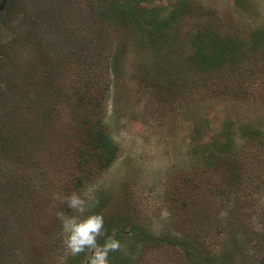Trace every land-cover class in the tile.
<instances>
[{
	"label": "rangeland",
	"instance_id": "1",
	"mask_svg": "<svg viewBox=\"0 0 264 264\" xmlns=\"http://www.w3.org/2000/svg\"><path fill=\"white\" fill-rule=\"evenodd\" d=\"M57 212L101 214L109 264H264V0H0V264H87Z\"/></svg>",
	"mask_w": 264,
	"mask_h": 264
},
{
	"label": "clouds",
	"instance_id": "2",
	"mask_svg": "<svg viewBox=\"0 0 264 264\" xmlns=\"http://www.w3.org/2000/svg\"><path fill=\"white\" fill-rule=\"evenodd\" d=\"M67 204L68 209L84 213L85 200L76 192L59 197ZM61 219L62 231L65 234L64 243L73 256L86 253L87 264H109V253L121 247L115 234L105 236L103 243H98V237L104 236V218L101 214L93 213L83 216L56 213Z\"/></svg>",
	"mask_w": 264,
	"mask_h": 264
},
{
	"label": "trees",
	"instance_id": "3",
	"mask_svg": "<svg viewBox=\"0 0 264 264\" xmlns=\"http://www.w3.org/2000/svg\"><path fill=\"white\" fill-rule=\"evenodd\" d=\"M78 87V90L82 91H78L77 97L80 105L89 109V112L87 111L86 113L88 116L84 115L82 118V121L86 125L89 124V126H86L83 146L80 148L78 154L83 161L85 159L87 160L91 155H94L96 159V170L100 171L103 170L117 154V147L109 138L105 125L103 124L101 109L103 91L93 89L90 76L78 82ZM76 150L78 149L76 148ZM237 183L239 184L238 181Z\"/></svg>",
	"mask_w": 264,
	"mask_h": 264
}]
</instances>
